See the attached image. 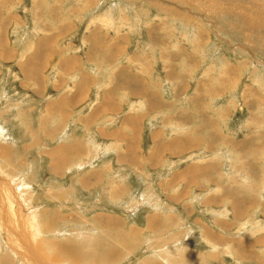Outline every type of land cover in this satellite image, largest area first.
<instances>
[{
  "label": "rangeland",
  "instance_id": "1",
  "mask_svg": "<svg viewBox=\"0 0 264 264\" xmlns=\"http://www.w3.org/2000/svg\"><path fill=\"white\" fill-rule=\"evenodd\" d=\"M0 189V264H264V0H0Z\"/></svg>",
  "mask_w": 264,
  "mask_h": 264
},
{
  "label": "bare ground",
  "instance_id": "2",
  "mask_svg": "<svg viewBox=\"0 0 264 264\" xmlns=\"http://www.w3.org/2000/svg\"><path fill=\"white\" fill-rule=\"evenodd\" d=\"M1 194H3V193H2V190L0 189V196H1ZM1 199H3V198H1Z\"/></svg>",
  "mask_w": 264,
  "mask_h": 264
}]
</instances>
